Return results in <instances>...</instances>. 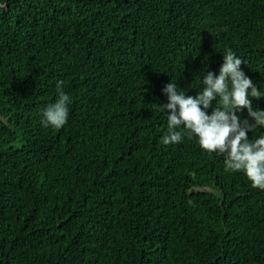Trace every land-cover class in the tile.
Segmentation results:
<instances>
[{
	"label": "trees",
	"instance_id": "obj_1",
	"mask_svg": "<svg viewBox=\"0 0 264 264\" xmlns=\"http://www.w3.org/2000/svg\"><path fill=\"white\" fill-rule=\"evenodd\" d=\"M226 48L264 91V0H5L0 264H264V191L194 139L164 146L154 105ZM57 80L59 131L40 124Z\"/></svg>",
	"mask_w": 264,
	"mask_h": 264
},
{
	"label": "clouds",
	"instance_id": "obj_2",
	"mask_svg": "<svg viewBox=\"0 0 264 264\" xmlns=\"http://www.w3.org/2000/svg\"><path fill=\"white\" fill-rule=\"evenodd\" d=\"M4 7L5 0H0V10ZM221 54L217 73L201 70L195 95H188L176 81L162 87L167 102L154 104L166 116L161 143L168 146L194 139L204 152L223 157L224 171L243 173L252 188L264 191V132L249 136L264 129V110L253 106L254 100L264 98V91L241 69L245 61L240 55L231 48ZM63 85L64 81H56V98L41 111L43 128L59 131L68 122L72 99ZM242 112L246 113L243 118Z\"/></svg>",
	"mask_w": 264,
	"mask_h": 264
}]
</instances>
